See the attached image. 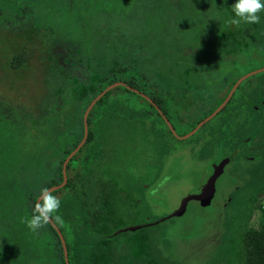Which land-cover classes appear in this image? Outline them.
I'll return each instance as SVG.
<instances>
[{
	"label": "rangeland",
	"instance_id": "rangeland-1",
	"mask_svg": "<svg viewBox=\"0 0 264 264\" xmlns=\"http://www.w3.org/2000/svg\"><path fill=\"white\" fill-rule=\"evenodd\" d=\"M139 6L138 0H128L122 7L131 11ZM142 14L146 16L147 11ZM259 15L260 22L251 24L255 30L264 25V11ZM230 18H235L234 12ZM240 26L228 24L224 37L217 36L212 43L202 34L193 39L187 36L172 57L157 58L161 51L155 49V54L147 52L126 75L139 76L140 88L155 93L176 131H188L211 109L224 85L223 69L213 62L217 54L236 49ZM128 29V35L138 29L151 33L149 28ZM263 36L257 33L258 41ZM17 39L32 47L33 56L25 68L10 66L11 47L0 42V109L15 108L28 117L33 127L30 138L41 120L51 128L62 127L73 101L97 85L117 61L124 60L115 54H127L91 40L79 46L68 44L54 30L23 31ZM60 49L68 52L67 61L74 66L60 67L63 85L53 92L58 102L46 109L42 102L50 93L46 71L54 59L59 61ZM81 75L90 80L88 87L80 81ZM241 88L234 103L185 139L170 138L146 110L128 116L118 143L90 147L80 169L83 182L89 181L97 189L94 223L89 226L77 198L60 203L57 213L76 238L75 264H243L239 223L260 229L264 217V71ZM229 155L234 159L216 178L209 201L190 199L181 213L173 215L181 200L199 193L214 165ZM151 221L156 223L119 239L91 244L92 236ZM21 228L28 227H0V264H53L49 227L37 232L28 228L31 232L27 234H20ZM43 233L47 234L45 256L40 240L36 243Z\"/></svg>",
	"mask_w": 264,
	"mask_h": 264
},
{
	"label": "trees",
	"instance_id": "trees-1",
	"mask_svg": "<svg viewBox=\"0 0 264 264\" xmlns=\"http://www.w3.org/2000/svg\"><path fill=\"white\" fill-rule=\"evenodd\" d=\"M138 1L141 6L130 11L122 7L128 0H0V42H5L11 47L8 59L10 66L25 68L33 56L32 47L26 41L17 39L23 31L54 30L68 44L79 46L91 40L100 47L108 45L110 49L113 45L115 49L127 53L115 54L116 57L123 56L124 60L117 61L111 69L103 73L97 85H93L85 95L73 101L74 107L65 115L60 128H51L41 120L39 128L35 127L34 135L30 138L29 131L33 127L28 117L15 112V108H7L6 111L0 109V227H27L20 222L21 217L32 216L34 204L43 188H49L62 181V163L83 137L85 109L90 101L112 82L123 81L126 85H117L108 90L89 110L86 141L67 163L66 184L52 191V194L60 199V203L79 199L89 226L94 223L95 209L99 206L96 199L97 189L89 181L83 182L84 172L80 166L86 162L91 146L119 142L120 128L131 113L147 110L166 128L170 138H178L169 130L154 105L128 86L144 92L166 114L155 93L151 91L147 94L140 88L139 76L126 74L138 67L142 55L147 52L150 55L155 54L154 49L161 51L157 58L176 55L181 48L180 43L187 36L193 39L195 34H202L210 43L217 36L224 37L223 34L227 32L225 26L230 24L229 16L233 13L232 5L236 0ZM144 11H147L146 16L142 14ZM208 20H212L213 25H209ZM129 27L149 28L151 33L138 29L128 35ZM257 33L264 35L263 24L255 30L251 24L242 22L239 37H236L239 41L236 49L216 55L213 63L223 69L221 72L224 85L211 109L203 113L188 131L221 103L238 77L264 66V36L258 41ZM60 51L59 59L57 58L59 61L56 63L54 59L46 71V79L50 83V93L42 101L46 109L58 102L53 92L63 85L64 71L60 67L62 64L74 66L67 61L68 52L64 49ZM77 68L82 69L84 66L77 65ZM252 77L243 80L226 105L203 125L234 103L239 89ZM79 79L86 87L91 84L86 75H81ZM188 131L176 133L181 136ZM228 157L230 160L234 159V155ZM154 223L156 221L134 224L121 227L108 235L92 236L91 244L94 240L119 239L139 227ZM56 226L64 237L69 264H75L73 243L76 238L70 230L65 229L64 223ZM44 227H49L51 231L48 242L51 245L50 257L53 264H66L57 231L51 223ZM239 229L243 264H264V217L260 229L247 228L246 223L242 221L239 223ZM19 232L27 234L31 231L21 228ZM46 236L47 234H41L36 242H41L42 256L46 255Z\"/></svg>",
	"mask_w": 264,
	"mask_h": 264
},
{
	"label": "water",
	"instance_id": "water-1",
	"mask_svg": "<svg viewBox=\"0 0 264 264\" xmlns=\"http://www.w3.org/2000/svg\"><path fill=\"white\" fill-rule=\"evenodd\" d=\"M264 71V66L258 67L256 69H253L251 71L246 72L245 74L241 75L240 77L237 78V80L234 82V84L232 85V87L230 88V90L228 91V93L226 94L225 98L221 101V103L211 112L209 113L206 117L202 118L200 121H198V123L195 125L194 128H192L189 132L179 136L173 125L171 124L170 120L166 117V115L161 112L159 106L148 96L146 95L144 92L139 91L136 88H133L131 86H128V88L134 90L136 93L140 94L143 98H145L149 103L153 104L154 107L157 109V111H159V113L161 114L164 122L166 123L167 127L169 128V130L172 132L173 135H175L178 138L181 139H185L188 136L192 135L195 133V131L201 126L203 125L205 122H207L209 119H211L216 113H218L225 105L226 103L229 101V99L231 98L233 92L235 91V89L237 88V86L246 78L253 76L259 72ZM117 85H126L125 82L123 81H114L112 83H110L109 85H107L103 90H101L88 104L87 108L84 111L83 114V126H84V130H83V137L81 139V141L76 145V147H74V149L67 155V157L64 159L63 163H62V181L58 184H55L51 187H49L48 189L52 192L62 186H64L67 182V173H66V166L68 161L71 159V157L80 149V147L83 145V143L86 141L87 135H88V124H87V115L89 110L91 109V107L94 105V103L100 99L108 90H110L111 88L117 86ZM230 161V158H223L218 164H215L213 167V171L211 173V175L208 177L207 181L204 183V185L202 186L201 190L199 193L197 194H189L187 196H185L180 203V207L174 212L172 213L173 215L175 214H179L181 213L184 208H185V204L188 200L190 199H199L201 200L203 203H207L209 201V196H211V194H213L214 191V184L216 181V178L218 177V175L223 171V168L225 166V164H227ZM39 197V196H38ZM37 197V198H38ZM37 201V199H36ZM52 226L55 228V230L57 231L62 246H63V253H64V260L66 264H69V260H68V255H67V250H66V245H65V240L64 237L62 235V232L60 231V229L58 228V226H56V224L53 222L51 223ZM130 229H134L135 227H129Z\"/></svg>",
	"mask_w": 264,
	"mask_h": 264
},
{
	"label": "clouds",
	"instance_id": "clouds-1",
	"mask_svg": "<svg viewBox=\"0 0 264 264\" xmlns=\"http://www.w3.org/2000/svg\"><path fill=\"white\" fill-rule=\"evenodd\" d=\"M235 18H230L229 23L239 26L242 22L256 24L260 22V15L264 11V0H236L232 5ZM60 199L54 196L48 188H43L37 201L34 204L31 217H21L20 222L25 224L32 232H37L49 223L63 224L61 216L53 215L58 213Z\"/></svg>",
	"mask_w": 264,
	"mask_h": 264
},
{
	"label": "flooded vegetation",
	"instance_id": "flooded-vegetation-1",
	"mask_svg": "<svg viewBox=\"0 0 264 264\" xmlns=\"http://www.w3.org/2000/svg\"><path fill=\"white\" fill-rule=\"evenodd\" d=\"M161 110V109H160ZM161 112H163L162 110H161ZM162 117V116H161ZM174 127V126H173ZM175 129V128H174Z\"/></svg>",
	"mask_w": 264,
	"mask_h": 264
}]
</instances>
